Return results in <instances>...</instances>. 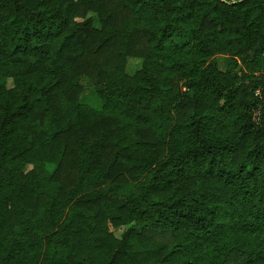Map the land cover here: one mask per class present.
<instances>
[{
    "label": "trees",
    "instance_id": "obj_1",
    "mask_svg": "<svg viewBox=\"0 0 264 264\" xmlns=\"http://www.w3.org/2000/svg\"><path fill=\"white\" fill-rule=\"evenodd\" d=\"M0 264H264V0H0Z\"/></svg>",
    "mask_w": 264,
    "mask_h": 264
},
{
    "label": "rangeland",
    "instance_id": "obj_2",
    "mask_svg": "<svg viewBox=\"0 0 264 264\" xmlns=\"http://www.w3.org/2000/svg\"><path fill=\"white\" fill-rule=\"evenodd\" d=\"M94 22L95 24H98L97 19H95ZM228 58H229L228 54H222V53L216 54V59L218 61L220 68L224 69L227 66ZM140 64H141V58L135 57V56H128L127 62L125 65V71L128 73H132L134 70H136L140 66ZM233 72L239 73L240 72L239 66L235 67L233 69ZM80 99L82 100V102H85L93 107H97L100 104V100L97 97L96 92L94 91V88H90V87L85 88L80 94ZM30 166H31L30 164L27 165L28 168ZM48 166L52 167V163H49ZM121 229L122 227H118L115 229V232L118 234L121 231Z\"/></svg>",
    "mask_w": 264,
    "mask_h": 264
}]
</instances>
